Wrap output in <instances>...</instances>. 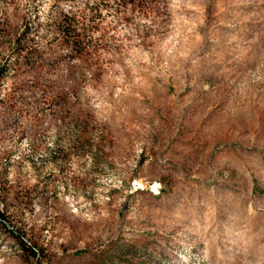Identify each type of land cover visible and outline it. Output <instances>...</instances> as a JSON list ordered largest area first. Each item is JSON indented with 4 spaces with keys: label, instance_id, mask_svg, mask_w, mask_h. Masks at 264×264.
<instances>
[{
    "label": "rangeland",
    "instance_id": "obj_1",
    "mask_svg": "<svg viewBox=\"0 0 264 264\" xmlns=\"http://www.w3.org/2000/svg\"><path fill=\"white\" fill-rule=\"evenodd\" d=\"M0 212V264H264V0H0Z\"/></svg>",
    "mask_w": 264,
    "mask_h": 264
},
{
    "label": "trees",
    "instance_id": "obj_2",
    "mask_svg": "<svg viewBox=\"0 0 264 264\" xmlns=\"http://www.w3.org/2000/svg\"><path fill=\"white\" fill-rule=\"evenodd\" d=\"M128 3V1H127ZM55 27L59 30V33L62 36L63 45L70 46L73 49H79L81 43V34L79 32L80 25L82 24L81 20L74 16H63L59 21L55 22ZM30 22L26 21L23 29L20 32L15 34V37H12L13 45H16L15 50H17L20 54L24 56H29L32 54H36L37 51L33 48L24 49V40H26L30 35ZM34 41V39H29ZM0 228L4 229L6 232L10 233L12 237L18 241L20 245H22L26 251L36 256V250L20 235L14 231L6 222L5 214L0 212Z\"/></svg>",
    "mask_w": 264,
    "mask_h": 264
}]
</instances>
